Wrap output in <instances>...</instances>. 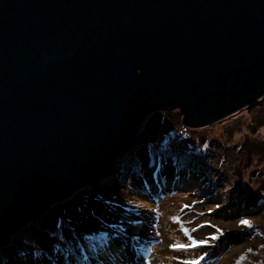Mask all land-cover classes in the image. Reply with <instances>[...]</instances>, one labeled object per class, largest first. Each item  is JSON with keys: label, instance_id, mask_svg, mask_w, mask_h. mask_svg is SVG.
<instances>
[{"label": "water", "instance_id": "water-1", "mask_svg": "<svg viewBox=\"0 0 264 264\" xmlns=\"http://www.w3.org/2000/svg\"><path fill=\"white\" fill-rule=\"evenodd\" d=\"M264 97V0H0V248L109 177L155 111Z\"/></svg>", "mask_w": 264, "mask_h": 264}, {"label": "rangeland", "instance_id": "rangeland-1", "mask_svg": "<svg viewBox=\"0 0 264 264\" xmlns=\"http://www.w3.org/2000/svg\"><path fill=\"white\" fill-rule=\"evenodd\" d=\"M254 110H257V112L264 110V99L248 111L246 110L241 114L230 116L213 125L200 128H191L184 125L182 114L178 113L180 112L178 108L159 111L168 115L164 114V124L157 132L158 134L155 138L148 139V145L153 144L149 148L151 158H155L156 155L157 163L160 162L159 165L164 162L178 165L174 160L167 158L169 156L167 152L173 153V149L176 148L181 153L180 156H184L185 153L180 147V142L183 143L188 150H191L190 157L187 159L188 166L185 165V168L190 171L187 173L191 175V179L183 180L179 170L173 171V177H176V179L182 178L181 181H175L179 190H173V185L165 184L162 186V192L158 194L157 200H148L147 215L143 222L141 220L139 230L142 238L137 239L140 241L141 246L140 248H136L139 250L137 254L139 253L141 257L147 260L146 264H178L177 260L174 259L177 256L184 259L198 258L205 253L207 255L200 261V264H237L238 260L240 264H264V200L259 199L257 207L247 200L250 203L249 207L252 206L247 212V214L252 215L247 216H244V212L240 211L239 201L236 200L247 195L258 186V183L253 186L251 177H244V174L247 171L259 170L261 167H264V157L260 158L261 155H257L255 151L248 170L245 171L241 166V164L248 161V154L243 151L244 148L250 150L248 147L251 146L248 143L253 138H257L258 142L264 141V123L262 126L257 125V133H255L253 129L255 126L254 118L252 117L255 115L257 119L262 117L264 120V114L261 112L253 114ZM169 117L174 121L171 126L167 125ZM148 118L143 123L141 129L143 132H145L148 126ZM196 132H198V136L206 135L210 141L209 146L205 142L201 143L199 139H190L192 134H196ZM140 141L138 140V143ZM157 145L161 146L158 152H156ZM218 153L222 154V157H218ZM134 157H136V154ZM127 163L119 171L117 170V174H113L107 178L108 181L106 183L115 184L116 182H123L127 174L125 173L127 167H132L133 162ZM175 167L179 168L178 166ZM236 167L241 170L242 179H238L234 174L236 173ZM169 175H166V177ZM129 182L126 181V185ZM180 186L184 187L185 190L181 189ZM103 188L106 187L103 186ZM217 189L219 194H221V197L219 196L218 198H216L218 194L215 193ZM86 190L85 188L77 194ZM210 191H213V193L207 199L204 196ZM121 201L125 204V201ZM185 205H188V207H185ZM217 205L219 207H216ZM144 207L146 206L142 208ZM233 207L235 208L233 213H225L226 210L230 211ZM241 207L246 206H243V203H241ZM210 209L213 213H210ZM175 217H179V221L174 219ZM241 219H248L253 224V228H248L249 233L252 234V241L235 236L238 233H242L241 228H239L241 226L239 224ZM78 223H74L73 226L68 228L66 219L60 221L56 232L60 233L61 238L63 237L65 240H59V235L56 232H45L44 229L47 228L40 225L38 220L28 223L12 235L11 241L7 245L0 248V264H20L18 259H23V264L44 263L45 253L40 252L36 259L30 258L31 253L37 250L38 246H36V243L39 244L40 239L46 244V247L52 246L50 251L56 254L57 259L75 260L76 258L78 260L79 255L82 258L87 255V252L83 248L87 251H93L89 241L85 239L87 236L96 237L102 246L107 243L108 239L107 244L110 247L106 246L103 251L105 258H111L109 264H114L119 257L122 259L127 257L128 253H126L123 245H119L116 248L117 237H120L118 233L119 228H116V231H114L110 223L107 225L103 223L104 226H99V228H97V225L83 227V225ZM211 225H216V228L211 227ZM137 227V225H134L133 230H137ZM184 228L189 229V233L194 239L201 241L209 240L198 257L189 255L188 250L180 252L170 247L173 243L191 242L188 240L189 234L183 231ZM217 228L222 230L223 235L217 233ZM242 228L247 229V227ZM193 229L195 231H192ZM44 232L47 236L43 235ZM213 234L223 236V239L225 235L228 239H231L225 253L217 255L218 251L212 252L217 246L223 247L219 238L216 240L209 239ZM101 238H107L106 242L102 241ZM96 239L91 243L97 245ZM62 241H70L73 247L71 252L67 251L68 256H65L62 250ZM98 248L97 246L96 249ZM132 254L131 252L130 256L134 257ZM242 256L244 259L240 260ZM48 258L49 260L52 258L51 252H48ZM137 259L141 258L137 257Z\"/></svg>", "mask_w": 264, "mask_h": 264}, {"label": "trees", "instance_id": "trees-1", "mask_svg": "<svg viewBox=\"0 0 264 264\" xmlns=\"http://www.w3.org/2000/svg\"><path fill=\"white\" fill-rule=\"evenodd\" d=\"M248 110L249 109H247V111ZM243 112L244 111H242L241 113ZM260 112L264 114V110L258 112L257 110H254L252 113L257 114ZM164 114L166 113H162L159 111H156L153 114H151L148 118V126L145 132H143L142 130H141L142 132L140 131L138 138L137 140H135V143L133 144L131 149L121 159H119L116 162L115 170L112 172L110 176H112L113 174L114 175L117 174L116 173L117 170L119 171L121 168H123V165L126 164L127 162L130 161L133 162L132 167H127V170L125 172L127 174L123 182L108 184L106 182L108 181L107 178H109L110 177L109 176L100 182L87 186L89 188L85 187L87 189L86 191L77 194L79 193V191L85 188L78 190V192H75L70 198H67L66 200L58 204H55V206L53 205L49 209V211L46 212L41 217L42 220L41 219L38 220L40 225H42L44 228H47V229L43 228L45 232L47 231V232L55 233L62 219H66V224L68 228L73 226L74 223H78V222H79L78 224L83 225V227L97 225V228H99V226H104L103 223H105V225L110 223L112 224V229L114 231H116V228L120 229L118 231L120 237H117L118 242L116 243V248H118L119 245H123L124 249L128 247L140 248L141 246L140 241H138L137 239L142 238L139 230L141 227V220L143 222L147 215L148 200L150 199L157 200V196L159 193L162 192L161 188L165 184L173 185L174 186L172 187L174 188L173 190H179L177 189L178 186H176L175 181H181L182 178L176 179V177H173V171L179 170L181 172L183 180L191 179V175L187 173L190 171L187 168H185V165L188 166L187 159L190 157L191 150H188L186 145H184L183 143L180 142V147L185 153L184 156L182 155L180 156L181 153L176 148L173 149V153L167 152L169 154L167 158L174 160L175 162L178 163V165H174V164L172 165L166 162L161 163V165H159L160 162L157 163L156 155L155 158H151V152L149 148L153 144L148 145L149 144L148 139H154L155 136L158 134L157 132L164 124ZM252 117L254 118L253 121L255 124L253 129L254 132L257 133V125L262 126L264 120L262 119V117L257 119L255 115ZM261 120H263V122H261ZM173 123L174 121L170 118L167 122V125L171 126ZM176 134L178 133L176 132ZM190 139L193 140L199 139L201 143L205 142L207 143L208 146L210 144V141L207 139L206 135L198 136V132H196V134H192ZM138 140L141 141L138 143ZM248 145L252 147V148L248 147L250 150L245 148L243 149V151H245L248 154V161H246L244 164H241V166L245 169V171L248 170L250 163L252 162V155H254V151L257 153V155H261L260 158L264 157V141L258 142L257 138H253L248 143ZM160 147H161L160 145H157L156 152H158V149ZM135 154L136 157L133 158ZM173 155L176 158H174ZM218 155H219L218 157H222V154L218 153ZM175 166H178L179 168H176ZM247 172L249 173L247 174ZM247 172L244 174V177L246 176L251 177L253 186L256 183H258V186L256 189L254 188L253 191H250L247 195L241 197L240 199L238 198L236 199L239 201L240 211L242 213L244 212V216L252 215V214H247V212L252 207V206L249 207L250 203L247 200L252 202L255 205V207H257V201L259 199L264 200V167H261V169L259 170H251ZM168 174L170 175L166 177V175ZM234 174L238 179L239 178L242 179L241 178L242 173L239 168L236 167V173ZM126 181H130V182L126 185L125 183ZM103 186H105L106 188H103ZM180 188L185 190V188L184 187L182 188V186H180ZM217 192H215L216 194H218L216 198H218L219 196L221 197V194ZM212 193L213 191H210L204 197L209 199ZM121 200L125 201V204H123ZM224 203H225V199H224ZM241 203H243V206L246 207L242 208ZM143 206L146 207L142 208ZM234 209L235 208L233 207L230 211L226 210L225 213L227 214L233 213ZM68 211L69 213L67 214ZM210 213L213 212L210 211ZM134 225L138 226L137 230L135 231L133 230ZM239 228H241L242 233L241 234L238 233L235 236L238 237L240 236L245 239L247 238L250 239V241H252V237H251L252 234L249 233L250 232L249 229L242 228V226H240ZM45 232L43 235L47 236ZM56 234L59 235L58 236L59 240H65V239H61L60 233L56 232ZM224 237L225 238L223 239V236H219V240L220 242H222L223 247L217 246L212 251V252L218 251L217 255L225 253L227 247L230 245L229 242L231 239H228V237L225 235ZM96 240H97V246L99 248L96 249L95 251H87L85 248H83L87 252L86 256L89 258L87 261L84 259L85 256H83L82 258L80 255L78 260H76V258L75 260L73 259L59 260L57 259L56 254L53 253V251H50V249H52V246L46 247V244L41 239L39 241V244L37 243L36 245L38 246L37 250L31 253L30 258L36 259L40 254V252H42L45 253L44 263L40 262L39 264H106L104 263L106 258L104 257L105 253L103 250L105 249L106 244L108 243V239H107V243H105L104 246L100 244V241L98 239ZM211 242L213 243V241ZM62 243H63L62 250L64 251L65 256H68L67 252L65 251V248H67V246H65L64 241H62ZM206 245L207 244L188 249L189 255L192 256L194 255L198 257L203 252V247H205ZM68 251L71 252L72 250L68 249ZM48 252H51L53 259L50 258L49 260ZM205 257L206 256H204V258ZM110 259L111 258H109L108 260ZM185 259H189V258H185ZM18 260L20 264H23V259H18ZM117 261H121V260L118 258L116 262ZM145 262H146L145 259H140L134 264H145ZM109 263L110 261L107 262V264ZM30 264H34V263H30Z\"/></svg>", "mask_w": 264, "mask_h": 264}, {"label": "snow or ice", "instance_id": "snow-or-ice-1", "mask_svg": "<svg viewBox=\"0 0 264 264\" xmlns=\"http://www.w3.org/2000/svg\"><path fill=\"white\" fill-rule=\"evenodd\" d=\"M185 207H188V205H185ZM216 207H219V205H217ZM211 211V209H210ZM174 219H176L177 221H179V217H175ZM239 224L242 226V227H247L249 229L253 228V224L251 223L250 220L248 219H241L239 221ZM211 227L213 228H216V225H211ZM183 231L186 233V234H189V240L191 241L190 243H173L170 245V247L175 250V251H180V252H183V251H187L188 249L190 248H195V247H198V246H203L204 244H207L209 242V240H203V241H198L196 239H194L190 233H189V229L187 228H184ZM192 231H195V229H193ZM217 233L219 235H223V232L222 230L218 229L217 228ZM219 235H216V234H213L210 236V240H216L219 238ZM61 239H64L63 237ZM85 239H87L91 245V248L93 251L96 250V247L97 245L95 243H91L92 241H94L96 239V237L94 236H87L85 237ZM102 241H105L106 242V238H101ZM107 247H110V245L106 244ZM251 251V250H249ZM207 253H205L204 255L198 257V258H189V259H184V258H181L179 256L175 257L174 259L177 260L178 264H200V261L204 259V256H206ZM84 259L87 261L89 258L87 256L84 257ZM244 257L242 256L240 258V260H243ZM237 264H240V261L238 260L237 261Z\"/></svg>", "mask_w": 264, "mask_h": 264}, {"label": "clouds", "instance_id": "clouds-1", "mask_svg": "<svg viewBox=\"0 0 264 264\" xmlns=\"http://www.w3.org/2000/svg\"><path fill=\"white\" fill-rule=\"evenodd\" d=\"M262 99H264V97L263 98H261L258 102H260V101H262ZM257 102V103H258ZM257 103L256 104H253V105H251V106H249L248 108H244L243 110H241V111H239V112H235L233 115H231V116H235V115H237V114H239V113H241L242 111H245V110H247V109H251L252 107H254V105H257ZM261 103H263V102H261ZM259 105V104H258ZM259 107V106H258ZM230 117V116H229ZM228 118V117H227ZM130 256H129V254L127 255V257L126 258H123V259H120L121 261H123V262H126L127 260H128V258H129ZM137 257L138 258H141V259H144L143 257H141V255L140 254H138L137 255ZM124 259L126 260V261H124ZM140 259H137V261H139ZM146 260V259H145ZM120 261V262H121ZM146 262H147V260H146ZM145 262V263H146ZM116 263V262H115ZM114 263V264H115ZM127 264H132L133 262L132 261H129V262H126Z\"/></svg>", "mask_w": 264, "mask_h": 264}, {"label": "bare ground", "instance_id": "bare-ground-1", "mask_svg": "<svg viewBox=\"0 0 264 264\" xmlns=\"http://www.w3.org/2000/svg\"><path fill=\"white\" fill-rule=\"evenodd\" d=\"M30 238H31V237H30ZM36 245H37V243H36ZM65 246H67V248H65V251H66V252L68 251V249L73 250V247H72L70 241H66V242H65ZM132 258H133V257H129L127 261H130ZM108 261H109V260L106 258L104 263L107 264Z\"/></svg>", "mask_w": 264, "mask_h": 264}]
</instances>
